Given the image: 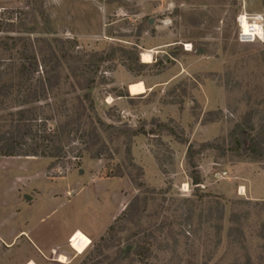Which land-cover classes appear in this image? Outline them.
<instances>
[{
    "label": "rangeland",
    "instance_id": "374dc122",
    "mask_svg": "<svg viewBox=\"0 0 264 264\" xmlns=\"http://www.w3.org/2000/svg\"><path fill=\"white\" fill-rule=\"evenodd\" d=\"M172 1L0 0V71L11 62L16 71L29 47L41 76L54 39L83 63L116 52L95 75V114L72 126L66 125L82 112L76 99L82 93L65 65L46 100L20 106L17 80L9 97L0 94V149L12 134L24 135L22 153L48 156L56 144L63 148L58 159L0 157V200H10L7 189L20 168L23 201L36 192L28 171L42 169L57 180L83 170V194L98 203L78 210L45 203L29 211L45 246L62 247L82 230L68 253L55 251L45 264H264V42L239 43L237 26L239 14L256 15L264 6L180 0L179 9ZM34 19L37 30L28 33ZM146 51L157 52L154 62L140 67ZM10 79L2 76L0 88ZM22 109L33 111L26 115L32 124L19 123ZM95 116L115 129L105 132ZM236 128L246 148L256 141L257 154L232 151ZM63 129L60 140L53 137ZM123 252L131 256L120 261ZM12 260L11 252H0V264Z\"/></svg>",
    "mask_w": 264,
    "mask_h": 264
},
{
    "label": "trees",
    "instance_id": "16d2710c",
    "mask_svg": "<svg viewBox=\"0 0 264 264\" xmlns=\"http://www.w3.org/2000/svg\"><path fill=\"white\" fill-rule=\"evenodd\" d=\"M263 6H264V0H262ZM42 13V20L44 21V26L46 27V30H48L50 21L45 18L44 13ZM37 21L34 19V27L30 28L28 33H34V31L37 30ZM18 41H24V40H18ZM46 41V40H45ZM17 42V41H16ZM46 43H48L46 41ZM17 43H15L16 45ZM3 46H8V43H2ZM27 45V44H26ZM48 47L50 50V59L46 60L43 58V66H44V73L40 76L39 73V60L38 57L32 53L29 52V47H25L24 51L21 53L20 58V64L16 71H14L15 64L11 62L12 64H9L6 71H0V80L2 76L8 75L11 76V79L4 83L3 86L0 88V94L3 93V97H9L11 90L15 88V84L13 81L17 80V87H18V100L21 104L20 106H29L31 104L37 103L42 100H46L48 98L49 92H52L54 89H56L58 82L60 81L59 75H57L58 70L60 67L65 65L67 69L69 70V74L78 81V87L77 91L82 93L77 96V101L79 102V107L82 112L77 114L76 119H71L67 123V127L72 126V124H75L77 121H80L83 116H86V114L89 112L91 114H95L96 112V106L95 101L92 95V91L95 89L96 85V78L95 75L97 73V70L99 68V64L104 62L107 59L112 58L115 55V51L108 55L106 58L102 56L95 55L91 58V60L88 63H83L79 58L69 54V52L65 48V44L60 39H54L51 43H48ZM139 61V56L136 59ZM55 61V66L52 68H48L50 65V62ZM146 64H140V67H145ZM39 75V78H36V75ZM37 82L38 85H34L33 82ZM32 110L29 109H22L18 111L17 115L19 116V123L24 122L25 124H32L31 122L35 121L33 119L27 118L28 113H32ZM96 117V116H95ZM74 121H76L74 123ZM28 122V123H26ZM96 123L104 130L105 132L114 130L115 128L107 125L105 122H103L100 118L96 117ZM29 127V126H28ZM31 127V125H30ZM73 131V130H72ZM123 133V131L118 130ZM66 129L61 130L56 135H53V137L57 138L58 140L61 139V136H63L66 133ZM30 132H27L25 134H28ZM93 133H96V129L93 130ZM24 135L20 136H14V134L10 135L8 138H3V146L0 149V157H37L42 156L46 157L47 155H40L38 152H25L22 153L18 151V147L22 144L20 141H22ZM243 132L236 128L232 133V139H233V148L232 151L240 152V151H246L248 153L257 154V143H255V140H252L254 142V145L250 146L249 148H246L243 141ZM54 138V139H55ZM97 140H101L100 137H97ZM60 143V142H58ZM56 144V143H55ZM57 145V146H56ZM53 148V151L51 154H49L47 157L51 158H60L62 157L63 148L56 144ZM100 155V152L96 154ZM191 155V148H189L188 156ZM194 184L199 185L200 179L198 177H194ZM139 203L136 202L135 204H131L128 206L127 210L131 211L133 208H138ZM147 201H144V206L146 207ZM144 207V208H145ZM126 210V211H127ZM113 229V226L110 227L109 231ZM131 256V253H122V257L120 261H123L124 259H128ZM119 261V262H120Z\"/></svg>",
    "mask_w": 264,
    "mask_h": 264
},
{
    "label": "crops",
    "instance_id": "0c3cea01",
    "mask_svg": "<svg viewBox=\"0 0 264 264\" xmlns=\"http://www.w3.org/2000/svg\"><path fill=\"white\" fill-rule=\"evenodd\" d=\"M163 2H170L171 0H162ZM174 8H179L182 3L180 0H173ZM261 5L263 2L261 0ZM161 7L164 9V5ZM256 15H264L263 11L256 13ZM146 95V94H145ZM19 174L12 176V182L8 191L11 194L9 201H1L0 200V252L5 249L8 252L12 253L13 260L11 264H19L22 259L28 256H33L35 262L31 260V264H45L53 263L51 262V258L54 255L55 251L62 252L63 250L67 252V247L69 240L71 237L79 230L77 228L73 231V233L68 237L67 243H65L62 247L60 246H45L40 244L37 240V237L34 236L32 225L33 215H28L32 209H38L45 203H53L57 206H65L72 205L76 207V209L82 208L83 204H92L93 200L97 203V200L89 195V198L86 199L83 194V179L80 174H69L66 178L52 180L48 179L45 176L44 170H39L37 172H29L26 176H29L28 181L31 189H34L36 192H33L32 195H25L23 201L20 199L21 182L19 181L21 178L22 171L18 168ZM24 174V173H22ZM58 181H68L66 186L58 187L55 186ZM47 187L49 189L48 193H45L44 188ZM30 197L31 200L26 199ZM98 204V203H97ZM115 219L114 215L111 217V222ZM111 222L108 226H110ZM105 227L104 231L107 230ZM82 231V230H81ZM86 234V233H85ZM101 235V234H100ZM95 236L90 237L97 238ZM3 264V263H1Z\"/></svg>",
    "mask_w": 264,
    "mask_h": 264
},
{
    "label": "built area",
    "instance_id": "2783aa9c",
    "mask_svg": "<svg viewBox=\"0 0 264 264\" xmlns=\"http://www.w3.org/2000/svg\"><path fill=\"white\" fill-rule=\"evenodd\" d=\"M245 14L246 17L248 18V21L250 22V26L253 27V25L258 22L262 24L263 27V37H264V15H250L247 12H242L241 14H239V16L237 17V26H238V41L241 44H249V43H255V42H263V38L260 34L256 33L254 27L252 29V33H254L253 35H246L245 32H243V29L241 28V18L242 15ZM187 46V45H185ZM186 51H192V50H188L186 48ZM73 238L70 239V241H72ZM71 243V242H70Z\"/></svg>",
    "mask_w": 264,
    "mask_h": 264
},
{
    "label": "bare ground",
    "instance_id": "6f19581e",
    "mask_svg": "<svg viewBox=\"0 0 264 264\" xmlns=\"http://www.w3.org/2000/svg\"><path fill=\"white\" fill-rule=\"evenodd\" d=\"M241 28L243 29V32H245L246 35H253L254 33H252V29L254 27L256 33L260 34L262 36V38L264 39L263 37V27H262V24L261 23H258L256 22L253 27L250 26V22L248 21V18L245 16V15H242V18H241ZM264 42V40H263ZM157 52L156 51H146V52H143L142 55H141V60H142V63L143 64H146V65H150V64H153L154 62V55L156 54ZM112 100H110L111 102ZM243 191V190H242Z\"/></svg>",
    "mask_w": 264,
    "mask_h": 264
},
{
    "label": "water",
    "instance_id": "95a60500",
    "mask_svg": "<svg viewBox=\"0 0 264 264\" xmlns=\"http://www.w3.org/2000/svg\"><path fill=\"white\" fill-rule=\"evenodd\" d=\"M149 23H150L151 25H153V24H154V20H153V19H150ZM80 173L82 174V173H83V170H81ZM26 199L31 200L30 197H27Z\"/></svg>",
    "mask_w": 264,
    "mask_h": 264
}]
</instances>
